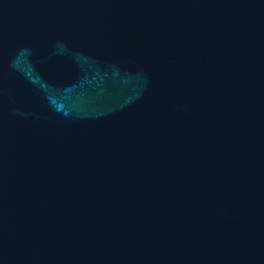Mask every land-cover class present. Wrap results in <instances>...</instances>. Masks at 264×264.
I'll use <instances>...</instances> for the list:
<instances>
[{
	"label": "water",
	"instance_id": "95a60500",
	"mask_svg": "<svg viewBox=\"0 0 264 264\" xmlns=\"http://www.w3.org/2000/svg\"><path fill=\"white\" fill-rule=\"evenodd\" d=\"M0 264H264V0H0Z\"/></svg>",
	"mask_w": 264,
	"mask_h": 264
}]
</instances>
